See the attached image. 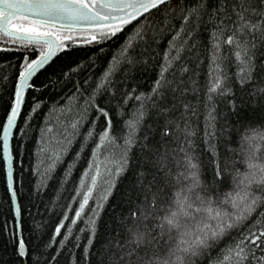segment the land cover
Segmentation results:
<instances>
[{
    "label": "snow or ice",
    "instance_id": "6c2138e0",
    "mask_svg": "<svg viewBox=\"0 0 264 264\" xmlns=\"http://www.w3.org/2000/svg\"><path fill=\"white\" fill-rule=\"evenodd\" d=\"M0 43V264H264V0H0ZM77 142L63 183L91 159L53 224Z\"/></svg>",
    "mask_w": 264,
    "mask_h": 264
},
{
    "label": "trees",
    "instance_id": "16d2710c",
    "mask_svg": "<svg viewBox=\"0 0 264 264\" xmlns=\"http://www.w3.org/2000/svg\"><path fill=\"white\" fill-rule=\"evenodd\" d=\"M119 42H122L119 41ZM118 42V43H119ZM5 46L0 43V47ZM116 44L111 45V49H115ZM76 59H80L81 62H84L88 53H85L81 49L76 50ZM91 54H95V49L92 50ZM2 56V54H0ZM105 59H107V55H105ZM3 63V60L0 59V64ZM2 70V69H0ZM52 104V101H49ZM54 106V105H53ZM220 110H227V102L223 101L220 104ZM56 113H53L49 116L48 110H42L33 120L32 131L29 133V138L27 141L26 148L21 150V159L23 160V175L19 174V165H17V176L18 179H22L24 183V188L22 189V193H26L30 187H34V185L38 182L39 177L35 173V168L37 164V157L35 155L36 150L39 146L40 136L39 129L44 127V121L49 119L52 124H55L56 121ZM91 145L81 154L78 162L75 164L73 168L72 175L69 178V182L67 184L63 183V177L65 170L71 164L74 157L76 156L77 151L79 150V143H75L69 152V154L64 158V161L58 165L55 171V179L49 181L50 192L49 195L44 198L42 201V206L40 207L41 213H48V219L51 223H55L60 218V212L64 210V205L68 207H75L69 201V197L74 195V192L79 190L78 184L80 179L82 178V174L88 169V165L91 159ZM91 175V173H90ZM62 194V198H61ZM122 197L120 195V186H118L117 191L114 193V196L111 200H109L108 204L105 206L104 213L102 215V220L107 222L109 218L115 215L120 209L117 207L120 203ZM51 200V203H49ZM25 206H28V201H23ZM7 203L4 197L3 183L0 182V224H3L4 220L7 219L9 224H11V217L6 213ZM33 215L36 214V209L33 208ZM25 223L29 222V217L25 215L24 217ZM27 235V232H25ZM87 233H83L81 236V246L86 243ZM5 238V234L0 232V244H3ZM77 255H79V250H77ZM57 264H68V256L66 254L61 255L57 259Z\"/></svg>",
    "mask_w": 264,
    "mask_h": 264
}]
</instances>
